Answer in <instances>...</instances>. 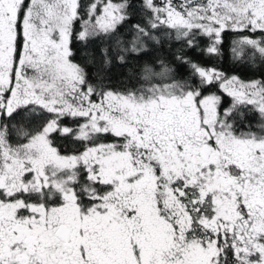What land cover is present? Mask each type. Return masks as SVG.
<instances>
[{"label": "snow or ice", "instance_id": "6c2138e0", "mask_svg": "<svg viewBox=\"0 0 264 264\" xmlns=\"http://www.w3.org/2000/svg\"><path fill=\"white\" fill-rule=\"evenodd\" d=\"M226 33L264 68V0H0V264H264V77L186 54Z\"/></svg>", "mask_w": 264, "mask_h": 264}, {"label": "trees", "instance_id": "16d2710c", "mask_svg": "<svg viewBox=\"0 0 264 264\" xmlns=\"http://www.w3.org/2000/svg\"><path fill=\"white\" fill-rule=\"evenodd\" d=\"M138 17H134L132 22H135ZM233 38V34L231 33H226L225 34V41L223 44V51L224 55L222 59L219 60H213L211 62L207 61L204 59L198 52H196L194 49H189L187 50L186 54L193 59L199 60L201 63L204 64H214L215 67H217L220 71L225 73L227 76H232L236 75L238 76L241 80H249V79H259L264 77V68H253L250 67L249 65L245 63H238V62H233L231 59L230 51H229V46L231 39ZM201 46H203V41H201ZM74 50H75V55L73 59L81 63L82 65H85L88 67L89 72L92 71L91 67L87 66L85 64V61L87 57L83 54L81 48L79 45H74ZM180 47L179 44H173L171 50H169L167 47L163 49L162 54L169 60L173 59V53ZM92 51L95 53V55H99L98 49L95 47L92 49ZM157 55V53H149L146 58H154ZM175 66L177 67L178 74L180 76L186 75L187 69L183 66H180L178 62L175 63ZM131 67V65H119V64H113L112 68L110 69V74L112 76V79L114 82H118L120 79H122L126 74L128 68ZM215 90V89H214ZM222 94V93H221ZM223 95V94H222ZM228 98L225 96V103H228ZM250 119L252 118L251 116L249 117Z\"/></svg>", "mask_w": 264, "mask_h": 264}, {"label": "rangeland", "instance_id": "374dc122", "mask_svg": "<svg viewBox=\"0 0 264 264\" xmlns=\"http://www.w3.org/2000/svg\"><path fill=\"white\" fill-rule=\"evenodd\" d=\"M228 98V97H227ZM228 100H229V98H228Z\"/></svg>", "mask_w": 264, "mask_h": 264}]
</instances>
